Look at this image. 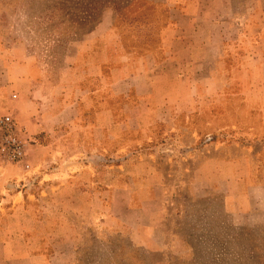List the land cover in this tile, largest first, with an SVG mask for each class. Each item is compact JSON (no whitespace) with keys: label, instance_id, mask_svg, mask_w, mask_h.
<instances>
[{"label":"rangeland","instance_id":"1","mask_svg":"<svg viewBox=\"0 0 264 264\" xmlns=\"http://www.w3.org/2000/svg\"><path fill=\"white\" fill-rule=\"evenodd\" d=\"M165 6L162 0H0L1 64L35 66L32 77L51 84L69 81L84 67L79 46L104 11L128 47L137 48L141 30L150 34L141 47L156 48V34L169 23ZM115 67L104 74L113 77ZM212 67L200 74L196 66H167L146 135L110 123L112 134L98 150L76 153L84 144L74 125L57 130L64 140L59 158L70 156L62 168L68 159L91 167L86 182L83 165L70 172L82 182L77 186L44 184V173L61 164L40 167L32 146L46 136L27 138L15 121L30 168L0 162V241L8 255L0 264H264L263 124L250 115L257 104L229 66L216 71L217 86ZM106 98L116 114L120 100Z\"/></svg>","mask_w":264,"mask_h":264},{"label":"crops","instance_id":"2","mask_svg":"<svg viewBox=\"0 0 264 264\" xmlns=\"http://www.w3.org/2000/svg\"><path fill=\"white\" fill-rule=\"evenodd\" d=\"M162 1L168 7L169 23L163 32L156 34V48L141 47V41L150 37L141 30L136 34V38L142 37L137 48L128 47L124 35L114 28L113 14L110 17V11H104L79 46L84 67L76 69L78 76L74 75L69 81L54 80L51 84L32 77L35 66H14L7 61L1 64L0 60V114L12 115L27 138L46 136L44 143L32 146L42 158L40 167L46 169L45 164L50 165V161L61 164L70 157L65 155L66 158L60 160L64 140L58 133L69 123L78 130L75 136L82 137L84 144L74 148L76 153L80 148L90 152L98 150L101 140L112 134L110 123H114L119 132L146 135L149 120L157 117V96L162 88L158 81L167 79L170 73L167 66L174 64L196 66L200 74L205 66H213L210 81L214 86L219 82L216 71L229 66L232 72L229 75L238 77L241 85L248 89L251 102L257 104L250 115L261 120L264 130V0H249L239 5L233 0ZM108 66H116L111 70V78L104 74ZM197 79L199 85V76ZM46 86L57 89L48 90ZM109 94L120 100L116 114L105 105ZM94 100L96 108L92 104ZM137 110L138 114H132ZM67 162L63 165L65 169L61 164L55 172L44 173L48 177H43L44 184L65 181L77 186L82 182L78 183L76 172H70L79 170L82 165L84 168L79 173L87 175L84 182L89 180V165L70 159ZM73 163L76 165H71ZM1 247L6 250L0 241V259L3 260L8 255Z\"/></svg>","mask_w":264,"mask_h":264},{"label":"built area","instance_id":"3","mask_svg":"<svg viewBox=\"0 0 264 264\" xmlns=\"http://www.w3.org/2000/svg\"><path fill=\"white\" fill-rule=\"evenodd\" d=\"M20 132L12 115H0V162L28 170V144Z\"/></svg>","mask_w":264,"mask_h":264}]
</instances>
